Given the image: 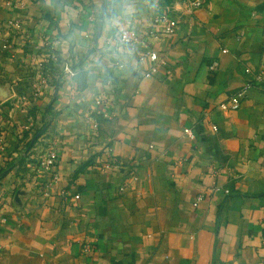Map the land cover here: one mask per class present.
<instances>
[{"label":"crops","instance_id":"1","mask_svg":"<svg viewBox=\"0 0 264 264\" xmlns=\"http://www.w3.org/2000/svg\"><path fill=\"white\" fill-rule=\"evenodd\" d=\"M160 15L172 35L113 45ZM245 68L264 0H0V264H264V78L217 108Z\"/></svg>","mask_w":264,"mask_h":264},{"label":"built area","instance_id":"2","mask_svg":"<svg viewBox=\"0 0 264 264\" xmlns=\"http://www.w3.org/2000/svg\"><path fill=\"white\" fill-rule=\"evenodd\" d=\"M181 5H183L189 12H194L200 9L203 6L204 0H179ZM8 25L13 28H19L18 21H9ZM153 28L150 29L147 33H143V38H141V33L134 28L128 27L123 30H120L113 38L112 42L113 45L116 47H126L132 50H135L140 44L143 43L144 39L151 38L156 40L159 36H169L174 33V29L176 27V21L171 19L167 15H160L153 19L152 21ZM144 58L148 59L150 62L149 68L141 73V77L143 78H151L158 70L159 66L163 64V59H161L158 54L154 51H147L144 55ZM218 63L213 61L208 66L209 71L214 72L217 69ZM66 72L69 75H73L72 72L66 68ZM244 74L250 76L251 82L245 84L240 91L236 94L231 96L225 102H222L218 105V110L221 112H230V111H237L240 109L242 102L246 98V93L256 86L260 84L262 78H264V72L257 71L252 73L249 68L244 69ZM95 105L97 107L101 106V99L98 97L95 101ZM212 130H216V127L212 126ZM58 144L59 141L57 137H49L46 140L45 147L42 151V154L39 156L37 161V169L51 175L50 183L56 181L57 176L55 173V168L57 164L58 158ZM125 190V185L119 188V192L122 193ZM75 200L79 199V195H75L73 197ZM193 204L196 207L197 202Z\"/></svg>","mask_w":264,"mask_h":264},{"label":"trees","instance_id":"3","mask_svg":"<svg viewBox=\"0 0 264 264\" xmlns=\"http://www.w3.org/2000/svg\"><path fill=\"white\" fill-rule=\"evenodd\" d=\"M38 133H39V130H37V131L33 134L32 139H35V138H36L35 140H37V137H36V136H37ZM38 138H39V137H38Z\"/></svg>","mask_w":264,"mask_h":264}]
</instances>
